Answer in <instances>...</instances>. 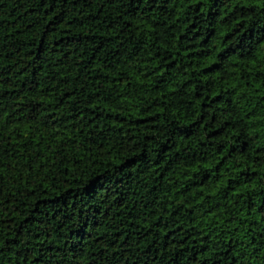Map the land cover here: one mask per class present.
<instances>
[{
    "label": "trees",
    "instance_id": "1",
    "mask_svg": "<svg viewBox=\"0 0 264 264\" xmlns=\"http://www.w3.org/2000/svg\"><path fill=\"white\" fill-rule=\"evenodd\" d=\"M0 264H264V0H0Z\"/></svg>",
    "mask_w": 264,
    "mask_h": 264
}]
</instances>
